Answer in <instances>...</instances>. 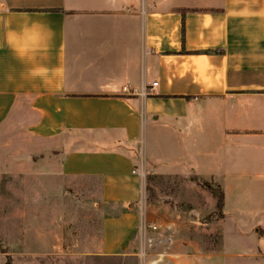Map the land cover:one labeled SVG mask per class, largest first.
I'll return each mask as SVG.
<instances>
[{"label": "crops", "instance_id": "0c3cea01", "mask_svg": "<svg viewBox=\"0 0 264 264\" xmlns=\"http://www.w3.org/2000/svg\"><path fill=\"white\" fill-rule=\"evenodd\" d=\"M12 120L99 180L102 254L137 246L146 173L216 180L264 245V0H0V135Z\"/></svg>", "mask_w": 264, "mask_h": 264}, {"label": "rangeland", "instance_id": "374dc122", "mask_svg": "<svg viewBox=\"0 0 264 264\" xmlns=\"http://www.w3.org/2000/svg\"><path fill=\"white\" fill-rule=\"evenodd\" d=\"M192 133L181 131L185 151L177 160L196 167L198 155L187 146ZM143 134L154 143L147 124ZM0 139V264H145L160 257L159 264H264V245L251 234L250 218L220 215L215 195L190 173H146L145 229L135 234L137 246L102 254L106 210L99 180L61 177L47 143L20 122L9 121Z\"/></svg>", "mask_w": 264, "mask_h": 264}, {"label": "trees", "instance_id": "16d2710c", "mask_svg": "<svg viewBox=\"0 0 264 264\" xmlns=\"http://www.w3.org/2000/svg\"><path fill=\"white\" fill-rule=\"evenodd\" d=\"M191 179L197 183L199 186L204 187L205 189H208L211 193H213L216 197V210L220 213V215L223 214V205H224V192L220 185L218 183H212L205 181L201 176L197 174H192ZM213 180V179H212ZM214 182V181H213ZM10 264V263H6Z\"/></svg>", "mask_w": 264, "mask_h": 264}, {"label": "built area", "instance_id": "2783aa9c", "mask_svg": "<svg viewBox=\"0 0 264 264\" xmlns=\"http://www.w3.org/2000/svg\"><path fill=\"white\" fill-rule=\"evenodd\" d=\"M157 84V82L156 81H154V82H152L149 86H147V87H145L143 90H144V92H143V94H145L146 93V91H149V90H152L153 89V87L155 86ZM123 89L125 90L126 89V87H123ZM132 172H138V173H140V175H144L145 174V172H144V167H143V165H140V167H138V168H134L133 170H132ZM143 222V221H142ZM143 223H141V225H140V230L142 231L143 229H145V226L143 225ZM149 228H155V226L153 225V224H149V226H148ZM145 232V231H144ZM146 240L150 243V241H151V238H149V237H147L146 238ZM144 255V254H143ZM161 259V257L160 258H157V259H153V260H150V261H148V262H145V264H159L158 263V261Z\"/></svg>", "mask_w": 264, "mask_h": 264}]
</instances>
